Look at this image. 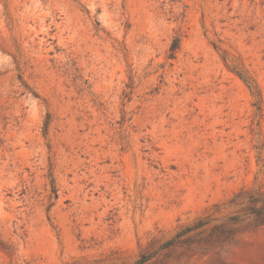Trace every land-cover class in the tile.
<instances>
[{
  "label": "rangeland",
  "instance_id": "374dc122",
  "mask_svg": "<svg viewBox=\"0 0 264 264\" xmlns=\"http://www.w3.org/2000/svg\"><path fill=\"white\" fill-rule=\"evenodd\" d=\"M0 264H264V0H0Z\"/></svg>",
  "mask_w": 264,
  "mask_h": 264
},
{
  "label": "trees",
  "instance_id": "16d2710c",
  "mask_svg": "<svg viewBox=\"0 0 264 264\" xmlns=\"http://www.w3.org/2000/svg\"><path fill=\"white\" fill-rule=\"evenodd\" d=\"M177 47H178V44H177V43H174V44L172 45V48H171V49H172L173 51H175Z\"/></svg>",
  "mask_w": 264,
  "mask_h": 264
}]
</instances>
